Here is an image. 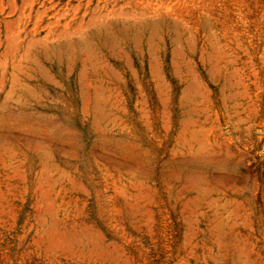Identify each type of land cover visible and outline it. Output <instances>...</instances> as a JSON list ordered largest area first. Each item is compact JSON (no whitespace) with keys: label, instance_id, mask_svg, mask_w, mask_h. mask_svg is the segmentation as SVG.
Listing matches in <instances>:
<instances>
[{"label":"rangeland","instance_id":"1","mask_svg":"<svg viewBox=\"0 0 264 264\" xmlns=\"http://www.w3.org/2000/svg\"><path fill=\"white\" fill-rule=\"evenodd\" d=\"M262 148L264 0H0V264H264Z\"/></svg>","mask_w":264,"mask_h":264},{"label":"bare ground","instance_id":"2","mask_svg":"<svg viewBox=\"0 0 264 264\" xmlns=\"http://www.w3.org/2000/svg\"><path fill=\"white\" fill-rule=\"evenodd\" d=\"M59 34V33H58ZM57 34V35H58ZM66 34H68V33H66ZM71 36V35H70ZM29 37V36H28ZM64 39H65V37H64ZM39 43V42H38ZM31 44V43H30ZM29 44V45H30ZM36 45V44H35ZM43 46V45H42ZM29 47V46H28ZM28 49V48H27ZM34 50V49H33ZM43 52V51H42ZM24 54V53H23ZM19 59V58H18ZM152 59H154V58H152ZM84 61V60H83ZM35 63H37V62H35ZM85 63V62H84ZM9 64H10V62H9ZM39 64V63H38ZM38 64H36V65H38ZM156 64V63H155ZM11 66V65H10ZM14 66V65H13ZM40 66V65H39ZM84 66V65H83ZM12 67V66H11ZM15 67V66H14ZM151 68V67H150ZM38 69V68H37ZM16 70V69H15ZM20 70V69H19ZM39 70H41V67H40V69ZM154 73V72H153ZM15 77V76H14ZM17 78V77H16ZM13 81V80H12ZM57 84V83H56ZM76 84H77V82H76ZM156 84V83H155ZM54 86V85H53ZM78 88V87H77ZM79 94V93H78ZM77 94V95H78ZM27 95V94H26ZM58 96V95H57ZM73 96H75V95H73ZM232 96V95H231ZM31 97H33V96H31ZM229 97V96H228ZM231 98V97H230ZM34 99V98H33ZM224 99V98H223ZM226 99H228V98H226ZM95 102H97V101H95ZM225 102V101H224ZM80 103V102H79ZM144 103V102H143ZM104 104V103H103ZM234 104V103H233ZM75 105V104H74ZM232 105V104H231ZM98 106V105H97ZM230 107V106H229ZM245 107H243V109H244ZM244 111V110H243ZM81 113H83V112H81ZM233 114V113H232ZM225 115V114H224ZM227 115V114H226ZM239 118V117H238ZM249 126V125H248ZM244 129V128H243ZM208 143V142H207ZM200 147V146H199ZM202 147V146H201ZM191 151V150H190ZM200 151V150H199ZM191 154V153H190Z\"/></svg>","mask_w":264,"mask_h":264},{"label":"built area","instance_id":"3","mask_svg":"<svg viewBox=\"0 0 264 264\" xmlns=\"http://www.w3.org/2000/svg\"><path fill=\"white\" fill-rule=\"evenodd\" d=\"M260 157L264 158V148L260 151Z\"/></svg>","mask_w":264,"mask_h":264}]
</instances>
